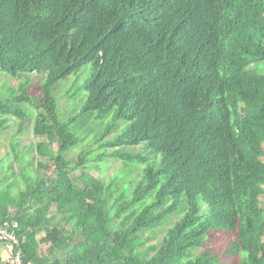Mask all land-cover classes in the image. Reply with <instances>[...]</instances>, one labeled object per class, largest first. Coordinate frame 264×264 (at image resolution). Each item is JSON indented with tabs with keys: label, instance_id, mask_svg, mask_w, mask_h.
I'll use <instances>...</instances> for the list:
<instances>
[{
	"label": "trees",
	"instance_id": "16d2710c",
	"mask_svg": "<svg viewBox=\"0 0 264 264\" xmlns=\"http://www.w3.org/2000/svg\"><path fill=\"white\" fill-rule=\"evenodd\" d=\"M89 66L87 98L61 121L53 92ZM0 69L42 77L40 98L23 83L0 101V129L32 106L35 135L57 146L55 177L23 175L30 184L14 212L9 194L0 198V223L18 224L12 261L264 264V0H0ZM108 117L102 135L91 128L77 167L107 158L143 166L113 207L112 186L90 174L75 181L67 158L91 135L72 126ZM97 140L113 151L91 159ZM136 147L144 151H120ZM52 207L66 212L68 229L47 218ZM167 226L150 246L145 234ZM44 245L64 259L45 256Z\"/></svg>",
	"mask_w": 264,
	"mask_h": 264
},
{
	"label": "rangeland",
	"instance_id": "374dc122",
	"mask_svg": "<svg viewBox=\"0 0 264 264\" xmlns=\"http://www.w3.org/2000/svg\"><path fill=\"white\" fill-rule=\"evenodd\" d=\"M90 70L91 67L89 66L84 69L80 76H74L67 82H61L57 86V93L56 90L53 92V97L58 103V106H60L57 111L58 117H60L61 121L68 120L70 116L75 113V110L79 109L83 100L87 98V94L85 92H80V88L89 78L87 73L84 72H89ZM41 80L42 77L37 74L32 75L31 77H25L22 80H14L9 77L8 74L4 72L2 73L0 69V101L11 102L12 90L16 91L17 95H20L18 89L23 83H29L31 85L29 91L31 97L40 98L38 89L41 84ZM76 97L78 98L76 99ZM32 104L36 106L38 105V101L33 100ZM21 108L29 112L30 116L28 119L24 121L9 120V127L4 130L0 129V198L5 200L9 194L4 203L10 206L9 208L11 209V212H14V206L10 205L12 199L17 197L19 192L24 191L30 184L25 181L23 175L36 180L35 178L39 175L42 178L47 179L55 177L56 174L51 158L55 154L57 146L55 143L50 146L47 145L44 138L36 136L34 133V122L39 111H36L32 106H22ZM86 121L87 120L85 118H81L77 124L72 126V131L74 132L75 129L81 127L84 129V132L89 130L91 135L89 136L90 139L87 138V140H85L80 147L69 151L67 158L72 162L70 174L75 181L79 180L81 175L84 176L86 174H90L92 177L103 181L105 184H110L114 190L112 197H110V207H113L115 206V198L120 194V191H122L125 186H127L130 182H137L141 180L143 166L134 163L132 164L133 168H131L130 166H125V163L118 159L107 158V160H103L102 162L91 160L84 166L77 167L78 157L86 147V143H90L92 141V137H94L93 134L98 132L97 134L99 136L102 135L101 132H104L105 128L110 123V117L103 122L104 125L95 119L90 125V122H87L86 124L83 123ZM120 127L123 128V124L122 126L119 124L118 130L112 132L103 142L108 143L112 139L116 138V136L121 133L122 128L119 129ZM91 128H93L96 133H92L93 130ZM80 134L83 135V131H81ZM102 145L103 143L99 140L91 143L90 148L87 149V154L91 155V159H93L98 152L106 151V149L101 148ZM13 149H15L16 152H14ZM111 151L113 150L109 148L106 152L110 153ZM120 151L122 153H139L143 152L144 149L143 147H136L134 149H121ZM41 162L43 163V167L40 164ZM27 168L29 170L25 171ZM23 172L24 174H22ZM126 192L129 194L130 189ZM65 213V211L57 213L52 207L47 213V218L51 219L54 217L52 219H55L53 222L58 224V226L68 229L69 223L66 219H63V215H65ZM178 219L179 218L175 216L171 222L175 223ZM173 223L169 225L171 226ZM168 228L169 227L167 226L162 229L147 232L144 238L149 236L153 238L150 246L159 245L163 241ZM41 237L43 236H38L39 241ZM41 248L42 253L52 260L57 257L62 260L64 259V253L52 252L50 250V245H44ZM12 260L10 252L9 258H7L6 261L13 264L14 261Z\"/></svg>",
	"mask_w": 264,
	"mask_h": 264
},
{
	"label": "built area",
	"instance_id": "2783aa9c",
	"mask_svg": "<svg viewBox=\"0 0 264 264\" xmlns=\"http://www.w3.org/2000/svg\"><path fill=\"white\" fill-rule=\"evenodd\" d=\"M18 224L12 221H4L0 223V243L14 247L18 245L17 236ZM13 263L20 264V257L18 256Z\"/></svg>",
	"mask_w": 264,
	"mask_h": 264
},
{
	"label": "crops",
	"instance_id": "0c3cea01",
	"mask_svg": "<svg viewBox=\"0 0 264 264\" xmlns=\"http://www.w3.org/2000/svg\"><path fill=\"white\" fill-rule=\"evenodd\" d=\"M10 248L6 244L0 243V258L6 261L9 258Z\"/></svg>",
	"mask_w": 264,
	"mask_h": 264
}]
</instances>
